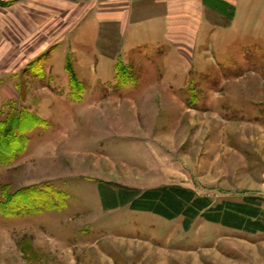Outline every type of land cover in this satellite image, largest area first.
Masks as SVG:
<instances>
[{
  "label": "rangeland",
  "instance_id": "rangeland-1",
  "mask_svg": "<svg viewBox=\"0 0 264 264\" xmlns=\"http://www.w3.org/2000/svg\"><path fill=\"white\" fill-rule=\"evenodd\" d=\"M67 1L0 0V124L12 108L45 120L23 152L0 161V264H264V232L106 210L99 191L177 185L213 206L253 197L264 210V0H250L248 22L214 39V65L157 71L179 99L155 102V118L128 100L138 99L133 86L91 112V97L78 101L85 88L114 87L70 86L75 103L43 96L49 51L26 40L98 2ZM135 68L118 79L148 75Z\"/></svg>",
  "mask_w": 264,
  "mask_h": 264
},
{
  "label": "crops",
  "instance_id": "crops-1",
  "mask_svg": "<svg viewBox=\"0 0 264 264\" xmlns=\"http://www.w3.org/2000/svg\"><path fill=\"white\" fill-rule=\"evenodd\" d=\"M74 1L67 2L77 6ZM252 5L250 0H98L85 14L66 15L61 25L50 32L37 25L35 34L25 44L29 48L35 46L38 55L49 51L45 61L49 76L39 83L44 97L47 95L57 101H65L63 98H66L75 103L70 97L71 79L67 72V64L70 63L83 86L114 87L103 95L97 94L94 88L92 91L85 88L78 101H83L85 93V99L91 97L90 112L98 109L100 102L107 98L121 99L117 92H125L129 90L126 87L133 86L140 92L135 97L138 99L129 97L128 100L139 101L144 116L155 118L156 111H159L155 102L179 99L166 82L167 78L157 71L178 73L182 63L192 67L214 65V39L222 36L221 31L231 32L239 24L245 25L252 17ZM40 9L43 10V6ZM33 53L27 52L26 55ZM119 63L129 70L135 65L145 64L148 75L142 79L131 76L127 81H121L116 73ZM106 73H109L108 78H105ZM50 85L68 89L66 94L64 91L60 94L51 90ZM115 132L112 131L111 136ZM158 187L130 189L143 192ZM121 193L120 188L106 189L105 197L110 208L105 205L103 208L115 210L128 206L131 209L129 204L122 205Z\"/></svg>",
  "mask_w": 264,
  "mask_h": 264
},
{
  "label": "trees",
  "instance_id": "trees-1",
  "mask_svg": "<svg viewBox=\"0 0 264 264\" xmlns=\"http://www.w3.org/2000/svg\"><path fill=\"white\" fill-rule=\"evenodd\" d=\"M124 71L125 66L119 63L117 77L121 78ZM67 72L71 87L81 86L70 63L67 64ZM76 98L79 99L80 94ZM44 123L45 120L33 112L12 108L5 121L0 124V161L23 152L29 141L26 133ZM119 188L123 196L122 205L129 204L132 210L151 212L167 220L183 216L186 229L194 219L201 216L208 222L228 228L250 233L264 232V210L253 197H246L242 202H223L213 206L207 197L197 196L191 189L177 185H165L143 192L128 187ZM106 189L108 188L100 183L103 205L110 208L105 197Z\"/></svg>",
  "mask_w": 264,
  "mask_h": 264
}]
</instances>
